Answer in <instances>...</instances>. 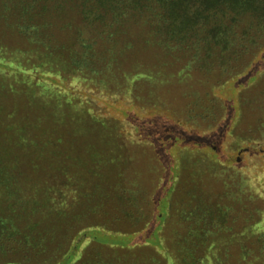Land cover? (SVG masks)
<instances>
[{
  "label": "rangeland",
  "instance_id": "obj_1",
  "mask_svg": "<svg viewBox=\"0 0 264 264\" xmlns=\"http://www.w3.org/2000/svg\"><path fill=\"white\" fill-rule=\"evenodd\" d=\"M93 7L0 0V264H264L263 21L173 50Z\"/></svg>",
  "mask_w": 264,
  "mask_h": 264
},
{
  "label": "trees",
  "instance_id": "obj_2",
  "mask_svg": "<svg viewBox=\"0 0 264 264\" xmlns=\"http://www.w3.org/2000/svg\"><path fill=\"white\" fill-rule=\"evenodd\" d=\"M82 3L95 6L87 19L96 21L108 16L111 22L117 23L132 14L149 15L155 19L152 21L154 33L173 50L202 42L227 46L235 38L240 16L243 20L257 18L264 23V0H82ZM87 233L92 235L90 239L101 241L113 242L120 238L100 229L83 230L77 235L90 240L86 238Z\"/></svg>",
  "mask_w": 264,
  "mask_h": 264
}]
</instances>
